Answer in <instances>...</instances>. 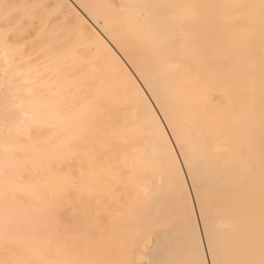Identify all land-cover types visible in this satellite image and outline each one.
I'll list each match as a JSON object with an SVG mask.
<instances>
[{
    "label": "bare ground",
    "instance_id": "1",
    "mask_svg": "<svg viewBox=\"0 0 264 264\" xmlns=\"http://www.w3.org/2000/svg\"><path fill=\"white\" fill-rule=\"evenodd\" d=\"M6 31L0 264H259L264 0H0Z\"/></svg>",
    "mask_w": 264,
    "mask_h": 264
},
{
    "label": "snow or ice",
    "instance_id": "2",
    "mask_svg": "<svg viewBox=\"0 0 264 264\" xmlns=\"http://www.w3.org/2000/svg\"><path fill=\"white\" fill-rule=\"evenodd\" d=\"M23 38L25 37L15 35L8 31L0 34V41H2L6 48L14 46L17 39ZM165 127H167V125ZM188 264H232V262H228L219 258V251L217 247L214 246L213 237L209 236V240L207 245H205L203 255H200L197 249V258L189 261ZM249 264H255V262H249ZM259 264H264V258L259 261Z\"/></svg>",
    "mask_w": 264,
    "mask_h": 264
},
{
    "label": "rangeland",
    "instance_id": "3",
    "mask_svg": "<svg viewBox=\"0 0 264 264\" xmlns=\"http://www.w3.org/2000/svg\"><path fill=\"white\" fill-rule=\"evenodd\" d=\"M190 190V189H189ZM192 197V196H191ZM197 222H198V219H197ZM204 246V245H203Z\"/></svg>",
    "mask_w": 264,
    "mask_h": 264
}]
</instances>
